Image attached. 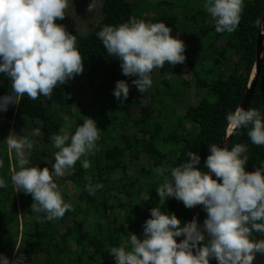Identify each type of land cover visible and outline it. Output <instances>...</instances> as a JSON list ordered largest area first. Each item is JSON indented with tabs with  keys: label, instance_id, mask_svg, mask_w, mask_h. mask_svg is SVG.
Masks as SVG:
<instances>
[{
	"label": "trees",
	"instance_id": "16d2710c",
	"mask_svg": "<svg viewBox=\"0 0 264 264\" xmlns=\"http://www.w3.org/2000/svg\"><path fill=\"white\" fill-rule=\"evenodd\" d=\"M244 5L234 32L217 33L215 21L199 27L204 37L199 48L204 47L202 58L195 60L191 57L194 51L185 48L184 63L174 66L166 62L150 73L151 78L156 77L145 93L132 84L137 77L123 75L121 61L109 56L97 33L106 25L119 26L134 17L147 23L164 22L174 37L177 16L141 15L133 0H102L101 17L92 32L81 34L66 28L76 36L84 72L57 85L51 99L41 95L31 100L25 95L19 105L0 111V179L7 185L0 187V254L10 264H117L110 248L129 247V232L143 239V226L151 218L152 208L174 213L182 225L188 223L194 207L187 208L174 197L160 202L156 188L171 178L172 168L188 161L189 151L201 158L196 167L209 171L205 167L209 145L221 144L227 114L241 105L247 93L260 30L255 22L262 19L264 0H244ZM201 12L186 20H197ZM186 72L189 79L184 77ZM120 80L129 84L127 100H118L113 94ZM0 83V97L10 94L6 74L0 73ZM195 86L201 90V98L179 111L178 102ZM248 108L258 109L264 116V59ZM84 117L96 121L100 139L93 153L76 162L71 175L54 177L71 209L62 218L49 221L46 213L31 210V194L17 192L13 186L12 170L19 168L14 151L9 152L4 141L13 130L29 136L33 148L26 151L29 163L25 167L51 169L58 149L50 137L60 134L62 127L74 134ZM37 128L41 135L33 136ZM248 131L238 129L227 147L247 145L246 171L253 172L264 165V145L253 144ZM84 159L89 160L90 168L82 167ZM160 167L166 170L164 176L154 171ZM88 177L93 185L103 184L95 195L86 190ZM198 214L197 221L203 226L207 218L203 205ZM262 235L254 232L252 238ZM176 239L182 241L183 236ZM210 264L218 261L212 258Z\"/></svg>",
	"mask_w": 264,
	"mask_h": 264
},
{
	"label": "clouds",
	"instance_id": "9594fccd",
	"mask_svg": "<svg viewBox=\"0 0 264 264\" xmlns=\"http://www.w3.org/2000/svg\"><path fill=\"white\" fill-rule=\"evenodd\" d=\"M68 0H0V73L10 80V94L0 97V111L9 105H19L26 95L37 100L41 95L51 99L53 89L64 85L84 72V60L77 48L76 36L56 21L65 18ZM244 0H206L203 7L215 20L217 33L234 32L242 18ZM92 5H89V11ZM257 27L264 26L257 19ZM164 22L147 23L131 18L119 26L106 25L97 33L109 56L121 61L122 73L135 76L132 81L140 93L152 86L150 73L165 63L182 64L186 60L184 42L172 36ZM130 87L127 81L116 83L114 96L127 100ZM74 134L66 128L50 137L58 151L52 168L25 167L29 163L26 151L33 148L29 136L10 131L4 141L9 152L15 153L19 170H12L11 181L16 191L31 194L33 212L46 213L51 221L62 218L71 205L65 203L54 177L71 175V169L81 157L93 153L100 139L96 121L84 117ZM226 137L238 129L248 128L251 142L264 145V116L256 108L237 106L226 116ZM33 136H40L34 129ZM205 161L209 171L196 167L200 156L187 153L188 161L171 169V178L156 188L160 202L168 197L182 201L185 207L203 205L207 213L203 226L194 218L182 225L174 214L151 209V218L144 224V238L129 232V247H112L109 252L117 264H253L257 253H264V240L253 239V233L264 234V165L247 172V145L237 143L231 150L215 143L209 145ZM3 161H0V167ZM88 159L82 161L90 168ZM164 176L163 167L154 170ZM213 174L216 179H213ZM86 190L91 195L103 187L93 185L91 177ZM0 187H7L0 179ZM205 233L209 237L205 241ZM186 237L177 241V237ZM0 264H10L0 254Z\"/></svg>",
	"mask_w": 264,
	"mask_h": 264
},
{
	"label": "rangeland",
	"instance_id": "374dc122",
	"mask_svg": "<svg viewBox=\"0 0 264 264\" xmlns=\"http://www.w3.org/2000/svg\"><path fill=\"white\" fill-rule=\"evenodd\" d=\"M136 3V11L141 15L156 16V15H175L178 17L177 30L174 37L181 39L185 48L189 51H194L192 58L198 60L202 58L204 47L200 48V43H204L203 35L198 31L199 27L204 25H211L214 19L206 12L203 5L206 0H133ZM69 6L65 10V18L57 20L58 24L64 25L67 29H74L81 34H88L92 32L93 27L101 17L102 0H68ZM92 5V10L89 11V5ZM199 10L203 11L197 20H186L187 17L194 15ZM206 16H205V15ZM230 69V66H229ZM184 77L190 78L189 72L184 73ZM227 76V75H225ZM155 77L151 79L154 81ZM3 84L0 83V89ZM187 96H183L178 102V110H183L190 104L197 102L201 94L197 87H193ZM199 90V92L197 91ZM198 93V95L196 93ZM149 94V93H148ZM246 170V166H245ZM209 237L205 233V241L207 243Z\"/></svg>",
	"mask_w": 264,
	"mask_h": 264
},
{
	"label": "water",
	"instance_id": "95a60500",
	"mask_svg": "<svg viewBox=\"0 0 264 264\" xmlns=\"http://www.w3.org/2000/svg\"><path fill=\"white\" fill-rule=\"evenodd\" d=\"M261 25L264 26V10H263V15H262V19H261ZM263 59H264V34H262V28L260 27L259 36H258V40H257L256 62L253 66L252 73L250 75V81H249L247 93H246V95H245V97H244V99L240 105L241 107L245 108L246 110L249 107L251 99L253 97V93H254V90L256 88V85H257V82L259 79V75L261 72ZM234 134L231 137H226V133H225L224 138H223L220 146L222 148L227 147L229 145V143L231 142ZM214 177H215V175L213 174V178ZM201 207H202V205H197L193 208V210L190 213L191 216H190L188 222L192 221L194 218L197 220L198 215H199L198 212L201 209ZM185 238L186 237L183 236V239H185ZM257 240H264V234L260 238H258ZM253 264H264V253H257L255 256V259L253 261Z\"/></svg>",
	"mask_w": 264,
	"mask_h": 264
}]
</instances>
